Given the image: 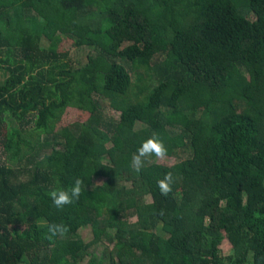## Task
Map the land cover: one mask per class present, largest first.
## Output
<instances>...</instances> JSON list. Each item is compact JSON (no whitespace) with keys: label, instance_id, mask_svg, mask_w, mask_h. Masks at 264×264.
<instances>
[{"label":"trees","instance_id":"obj_1","mask_svg":"<svg viewBox=\"0 0 264 264\" xmlns=\"http://www.w3.org/2000/svg\"><path fill=\"white\" fill-rule=\"evenodd\" d=\"M0 72V264H264V0H0Z\"/></svg>","mask_w":264,"mask_h":264},{"label":"clouds","instance_id":"obj_2","mask_svg":"<svg viewBox=\"0 0 264 264\" xmlns=\"http://www.w3.org/2000/svg\"><path fill=\"white\" fill-rule=\"evenodd\" d=\"M156 161H165L168 158V150L162 140L153 136L145 140L131 157V167L139 172L146 163L151 162L152 158ZM83 181L75 179L71 190H57L49 193L52 205L57 210H63L65 206L71 205L78 201L81 195V185ZM175 183L171 172L165 173L164 178L157 181L159 192L162 196L167 197L172 192V186ZM68 228L63 224H51L48 226V239L55 237H64Z\"/></svg>","mask_w":264,"mask_h":264},{"label":"rangeland","instance_id":"obj_3","mask_svg":"<svg viewBox=\"0 0 264 264\" xmlns=\"http://www.w3.org/2000/svg\"><path fill=\"white\" fill-rule=\"evenodd\" d=\"M44 47H49L50 43L47 40H44L42 42ZM58 46V50L62 51V52H68L69 53V58L72 59V61H74V63L76 65H83L87 62L88 60V55L91 54V50L89 48L86 47H82V48H75L72 46V44L70 42H63ZM134 79L137 83H143V75L138 74V73H134ZM7 78V75L4 74V72H0V84L3 83ZM115 113H111L112 116H114ZM75 116H71L70 118H74ZM176 161V158L173 157H168L165 161H158L160 163H165V164H172ZM105 178L104 177H98L96 178V182L97 183H102L103 180ZM148 200V199H147ZM127 221L128 222H134L138 219V215L137 214H133L130 211H128L127 214ZM24 227H22L23 229ZM80 236L81 238L86 242V243H90L91 244V248L90 251L94 252L95 254H97L98 256L102 255L103 251V246H106V249L109 248L110 250L113 248V244L109 241H107L106 239L102 240L100 243H94V235L92 233V230L90 227L87 228H83L80 230ZM105 249V250H106ZM228 248L225 247L224 251L225 253L228 252ZM89 260V257H86V259L84 260V264H86Z\"/></svg>","mask_w":264,"mask_h":264}]
</instances>
